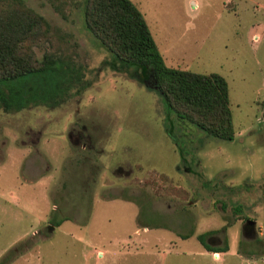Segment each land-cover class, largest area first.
<instances>
[{
    "label": "rangeland",
    "instance_id": "1",
    "mask_svg": "<svg viewBox=\"0 0 264 264\" xmlns=\"http://www.w3.org/2000/svg\"><path fill=\"white\" fill-rule=\"evenodd\" d=\"M21 1L49 24L35 58L65 66L36 85L41 106L0 102L2 261L264 264V0H132L169 67L227 80L233 141L168 115L157 89L110 69L86 0ZM204 233L233 254L208 251Z\"/></svg>",
    "mask_w": 264,
    "mask_h": 264
},
{
    "label": "trees",
    "instance_id": "2",
    "mask_svg": "<svg viewBox=\"0 0 264 264\" xmlns=\"http://www.w3.org/2000/svg\"><path fill=\"white\" fill-rule=\"evenodd\" d=\"M84 7L87 30L113 56L106 63L110 69L157 89L164 99L168 115L173 114L194 124L209 137L234 140L229 84L223 76L169 67L143 13L132 0H86ZM48 27L47 21L21 0L8 1L5 8L0 6V92H7L0 96V102L8 113L14 110L13 105L18 112L31 104L41 106L43 98L38 97L36 85L57 73L59 66H65L52 54L39 61L31 52L33 42L49 39ZM78 70L73 69V74ZM80 81H85L84 74H81ZM68 91L72 93L73 88H68ZM68 95L66 93L65 101L72 97ZM49 101L54 103L52 108L64 103H59L56 97ZM64 221L53 224L60 227ZM193 234L181 235V238L186 240ZM208 235L198 236L208 251H228L227 247H212L206 240ZM262 242L260 240L258 244Z\"/></svg>",
    "mask_w": 264,
    "mask_h": 264
},
{
    "label": "crops",
    "instance_id": "3",
    "mask_svg": "<svg viewBox=\"0 0 264 264\" xmlns=\"http://www.w3.org/2000/svg\"><path fill=\"white\" fill-rule=\"evenodd\" d=\"M8 204H11L5 197H3L2 195L0 196V210H2V211H8L7 210V207H8ZM62 226V225H61ZM190 239V238H189ZM186 240H188V239H186ZM185 241V240H184ZM221 243V242H220ZM218 244V245H215V247L214 246H212V247H214V248H216V249H224V248H226V247H224V248H221V244ZM74 246H81L80 248H82L83 249V247L84 246H86V243H83V242H79V244L78 245H74ZM216 253H220L221 255H226V254H233V253H231V252H229V251H226V252H216ZM101 255V254H100ZM4 256L5 255H3L1 258H0V262L3 260V258H4Z\"/></svg>",
    "mask_w": 264,
    "mask_h": 264
},
{
    "label": "flooded vegetation",
    "instance_id": "4",
    "mask_svg": "<svg viewBox=\"0 0 264 264\" xmlns=\"http://www.w3.org/2000/svg\"><path fill=\"white\" fill-rule=\"evenodd\" d=\"M249 221H251V220H248L247 221V223L245 225V228H244L245 234L248 235V236H251L252 235V237L257 238L258 235H257V232H256V221H254L255 224H250V223H248ZM165 229H166V227H165ZM260 240L261 239H257L256 242H258ZM207 242L210 245H212V246L215 247V245H218L221 241H220V239L211 238Z\"/></svg>",
    "mask_w": 264,
    "mask_h": 264
},
{
    "label": "water",
    "instance_id": "5",
    "mask_svg": "<svg viewBox=\"0 0 264 264\" xmlns=\"http://www.w3.org/2000/svg\"><path fill=\"white\" fill-rule=\"evenodd\" d=\"M248 223H250V224H255V222H254V221H249Z\"/></svg>",
    "mask_w": 264,
    "mask_h": 264
},
{
    "label": "built area",
    "instance_id": "6",
    "mask_svg": "<svg viewBox=\"0 0 264 264\" xmlns=\"http://www.w3.org/2000/svg\"><path fill=\"white\" fill-rule=\"evenodd\" d=\"M262 234H263V236H264V231H263V233H262Z\"/></svg>",
    "mask_w": 264,
    "mask_h": 264
}]
</instances>
